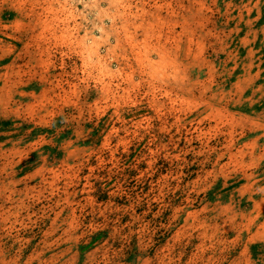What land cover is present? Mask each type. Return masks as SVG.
<instances>
[{"label": "rangeland", "instance_id": "obj_1", "mask_svg": "<svg viewBox=\"0 0 264 264\" xmlns=\"http://www.w3.org/2000/svg\"><path fill=\"white\" fill-rule=\"evenodd\" d=\"M0 264H264V0H0Z\"/></svg>", "mask_w": 264, "mask_h": 264}]
</instances>
